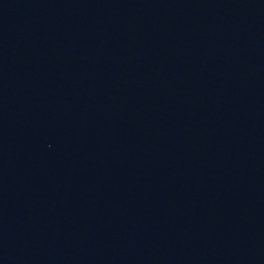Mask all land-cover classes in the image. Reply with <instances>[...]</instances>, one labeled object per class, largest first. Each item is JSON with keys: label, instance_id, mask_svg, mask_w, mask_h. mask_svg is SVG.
I'll use <instances>...</instances> for the list:
<instances>
[{"label": "water", "instance_id": "1", "mask_svg": "<svg viewBox=\"0 0 264 264\" xmlns=\"http://www.w3.org/2000/svg\"><path fill=\"white\" fill-rule=\"evenodd\" d=\"M0 264H264V0H0Z\"/></svg>", "mask_w": 264, "mask_h": 264}]
</instances>
